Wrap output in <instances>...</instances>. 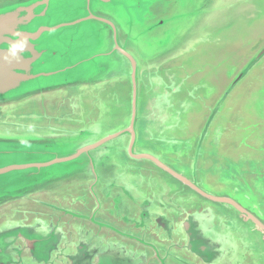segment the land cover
<instances>
[{
  "label": "water",
  "instance_id": "1",
  "mask_svg": "<svg viewBox=\"0 0 264 264\" xmlns=\"http://www.w3.org/2000/svg\"><path fill=\"white\" fill-rule=\"evenodd\" d=\"M263 11L264 0H0V264H154L151 239L179 263L247 264L215 212L150 189L152 170L186 179L147 144L167 120L231 107L239 83L214 93L209 75L184 90L178 64L234 43L243 82L264 65Z\"/></svg>",
  "mask_w": 264,
  "mask_h": 264
},
{
  "label": "flooded vegetation",
  "instance_id": "2",
  "mask_svg": "<svg viewBox=\"0 0 264 264\" xmlns=\"http://www.w3.org/2000/svg\"><path fill=\"white\" fill-rule=\"evenodd\" d=\"M236 49L241 50L238 47ZM200 54L190 60L192 67L188 72L193 73L194 81L190 78L183 79L180 84L184 90L188 89L183 86L197 87L196 85L200 82L196 78L203 73L204 69L203 60L198 58ZM237 54L238 57H235ZM225 59L229 64L234 63V65L224 71V74H221L216 67L210 75L212 79L209 78L207 82L215 88L216 92L214 93L223 92L224 86L228 87L233 82L239 83L241 87L236 89V98H234L233 104L228 110L218 111L214 115L208 110L201 111L197 114L198 120L195 121L181 122L178 120L169 123L167 120L166 127L172 136L167 138L169 145H172V148H179V151L170 150L169 153L158 151V148L164 150L167 147L163 142L155 148L148 146V150L156 158L165 162L170 169L182 170L180 175L185 174L183 177L186 181L177 183L168 172L161 170L163 173H156L155 170H152L148 186L150 189L158 186L161 191L165 192L163 193L165 201L173 202L174 205L176 204L180 208L184 207L187 211L193 209L201 211L204 208H209L213 213L215 212L219 225L228 228L227 232L231 235L229 240L236 248V259L244 260L248 262L247 264H264V208L261 206L262 209H260L254 200L256 197L254 194L257 193L259 198L264 201V71L258 70L259 72L251 73L243 82L242 80L238 82L239 73L234 72L238 63L247 57L233 52L229 53ZM178 65L180 67L177 71L182 74L183 78L187 72H184L182 62ZM205 82L203 79L202 85ZM193 87H190V90L191 94L195 96ZM216 145L221 148V151L223 149L225 152L237 155L235 158L239 161L237 167L239 172H243L245 169L246 174L248 172L257 174L259 178L255 182L259 185L260 191L254 190L255 185H252V182L238 187L221 184L224 191L216 193L225 196L226 200L215 203L205 198L196 189H192L191 184H187L196 178L195 186L211 192L207 189L206 183L210 184L208 171L211 162L214 164L216 161ZM151 164L155 165L153 162ZM150 167L153 166L150 165ZM238 179L243 180L242 177H238ZM124 182L139 190L145 186L147 181L143 183L139 175L129 174L124 176ZM219 186L220 184H218ZM212 187L216 188L214 185ZM156 241L153 239L147 241L154 244V246L148 247L150 251L147 256L151 262L154 264H179L175 259H171L166 250H160L158 244L155 245ZM151 247L154 249L152 250ZM241 247L242 249H240Z\"/></svg>",
  "mask_w": 264,
  "mask_h": 264
},
{
  "label": "rangeland",
  "instance_id": "3",
  "mask_svg": "<svg viewBox=\"0 0 264 264\" xmlns=\"http://www.w3.org/2000/svg\"><path fill=\"white\" fill-rule=\"evenodd\" d=\"M260 17H261V21L264 22V11L261 12ZM248 20H250V19H248ZM240 22H241V24L249 23V21L244 20L243 18H241ZM237 29H238V27H233L230 30H227L226 32L227 33L228 32H232L231 36H233L234 34L238 35L240 33L236 32ZM243 31H244V28H243ZM234 32H236V33H234ZM221 36H225V33H222ZM227 36H229V35H227ZM222 42H225V41H222ZM251 42L252 41L247 40L245 42V44H250ZM224 45L225 46L215 47L216 49H219V50H202L201 54L198 56L199 59L203 60V68H204L203 73L199 74V77H196L198 80H200L198 86H202V80L206 79L209 75H211L216 67L218 68L220 73L225 71L223 66H219V63L220 62L222 63L224 58H226V56H228L229 53H233V52L236 53L238 51L236 49L237 46L234 43H229V44L227 43V44H224ZM241 49L245 50V47H241ZM197 55L198 54H195V55H192V56L188 57L187 60L183 61L182 63L187 64V65L190 66L192 64L191 61H190L191 58L193 57L192 59H194ZM228 66H229V64L227 65V67ZM256 69H257V71L255 73L259 72L258 70H263L264 71V65H259L258 67H256ZM187 73H189V72H187ZM192 75L193 74L191 73L190 79L192 81H194L192 79ZM252 75H251V77H252ZM146 104L148 105V109L149 110L153 106H155V104H153V102L151 100L149 102H147ZM157 115H159V114H157ZM245 117H247V116H245ZM159 133H161V135H158V134H156L154 132H152L151 134L152 135L156 134L158 136V138L164 144H166L165 146H167V147H165L164 150L161 149V148H158L157 149L158 151H162V152L164 151V153L165 152L169 153L170 150L175 151V152L179 151V148H172V145H169V141H168L167 138H171L172 136L170 135L171 134L170 131L167 130V127L162 129V131H160ZM172 134H174V132H172ZM160 140L149 139V143L147 144V146H150V147H153V148H155V146L158 147L160 145V142H161ZM172 140H174V139H172ZM139 145L140 146H144L145 144L143 142H139ZM215 147L217 148L215 150L216 151L215 154H217V156H216V161L214 160L215 163L213 164V162H211V165L209 167L208 174L210 175V184L206 183L207 189H209L213 193H216V192H221L222 193L224 191V188H223V186L221 184H224V185L227 184V186H230V187L235 185L236 187H238L240 185L241 186H243V185L245 186V184L247 182H252L253 183L252 185H255V189L254 190L260 191L259 185L255 182V180L259 178L256 173L248 172L246 174V170L245 169H244L243 172H239L238 168H237L239 166L238 165L239 161L235 158V157H237V155L233 154V153H230V152H225L223 149L221 151V148H219L217 145ZM223 159H224V161H223ZM221 162H223V163H221ZM231 164H232V166H231ZM240 175H243V176H240ZM238 177H242L243 180L238 179ZM218 184H220L219 187H218ZM213 185L216 186V188H217L216 190H215L214 187H212ZM154 188H155L154 190H158V191L160 190L158 188V186L154 187ZM144 191H147V189H144ZM165 191H166V189H165ZM254 195L256 196L254 198V200H255L257 206L260 209L264 208V201L261 198H259V195L257 193H255ZM261 206H262V208H261ZM227 230H228V228L226 227V231ZM240 249H242V247ZM167 253L171 257V259H173V260L178 257L176 251L173 250L172 248L168 249ZM175 261H177V260L175 259ZM179 264H184V262L179 263ZM197 264H199V263H197Z\"/></svg>",
  "mask_w": 264,
  "mask_h": 264
},
{
  "label": "clouds",
  "instance_id": "4",
  "mask_svg": "<svg viewBox=\"0 0 264 264\" xmlns=\"http://www.w3.org/2000/svg\"><path fill=\"white\" fill-rule=\"evenodd\" d=\"M25 47V43L23 41L19 42V43H15L13 44V46L9 49V53L12 56H15L17 53V50L19 51H23Z\"/></svg>",
  "mask_w": 264,
  "mask_h": 264
}]
</instances>
